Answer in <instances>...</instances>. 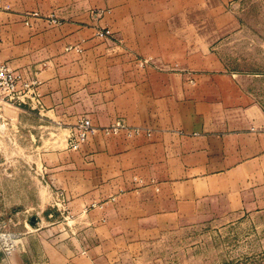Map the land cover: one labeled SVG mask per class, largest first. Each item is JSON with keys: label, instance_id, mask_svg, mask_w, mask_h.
I'll return each instance as SVG.
<instances>
[{"label": "crops", "instance_id": "obj_1", "mask_svg": "<svg viewBox=\"0 0 264 264\" xmlns=\"http://www.w3.org/2000/svg\"><path fill=\"white\" fill-rule=\"evenodd\" d=\"M4 1L10 11L0 13V62L38 81L42 108L28 113L67 126L86 117L99 129L81 155L73 153L80 165L74 174L88 182L82 202L93 194L115 208L130 197L131 214L151 220L150 228L262 210L260 77L222 73L210 58L209 69H198V35H118L121 45L96 35L103 20L92 16L95 9L123 16L128 9L162 8L164 0H67L55 5L67 7L57 28L41 21L25 26V4ZM197 5L172 0L165 7ZM139 57L156 65L140 67ZM116 123L143 132L102 131ZM103 210H92L98 221Z\"/></svg>", "mask_w": 264, "mask_h": 264}, {"label": "rangeland", "instance_id": "obj_2", "mask_svg": "<svg viewBox=\"0 0 264 264\" xmlns=\"http://www.w3.org/2000/svg\"><path fill=\"white\" fill-rule=\"evenodd\" d=\"M21 1L24 14L37 13L32 25L64 24L60 11L67 7L55 5L67 0ZM170 2L123 16L95 9L92 16L103 20L96 35L119 45L118 35H198V69H209L210 58L222 73L260 77L257 99L264 108V0H198L181 11L165 7ZM49 16L61 24L48 25ZM144 60L143 68L156 65L151 57L137 58L138 65ZM20 109L26 113L0 110V264H264V204L260 211L207 213L186 225L150 228L151 220L131 214L130 197L115 208L93 194L82 202L88 182L74 174L80 165L73 153L81 155L83 145L69 150L66 139L74 125ZM96 207L104 209L99 221Z\"/></svg>", "mask_w": 264, "mask_h": 264}, {"label": "built area", "instance_id": "obj_3", "mask_svg": "<svg viewBox=\"0 0 264 264\" xmlns=\"http://www.w3.org/2000/svg\"><path fill=\"white\" fill-rule=\"evenodd\" d=\"M10 7L0 0V13L8 12ZM37 13L24 14L22 16L23 23L27 27L32 26V18H36ZM48 25H60L61 22L54 19L53 16H49L46 19ZM107 35H98L100 38H104ZM148 61L144 60L140 63L143 67ZM38 81L33 79L26 71L16 70L10 68L8 65L0 62V110L3 106H9L16 109L21 107L28 108L29 110H41L42 104L40 101V95L37 91ZM125 129L128 135H139L143 132L140 128L126 129L122 124L116 123L109 128H104L106 134H116L119 130ZM99 131L94 127L89 119L82 118L77 123L68 129L66 135L67 148L72 151H77L82 145L88 142ZM146 135H149L146 132Z\"/></svg>", "mask_w": 264, "mask_h": 264}, {"label": "trees", "instance_id": "obj_4", "mask_svg": "<svg viewBox=\"0 0 264 264\" xmlns=\"http://www.w3.org/2000/svg\"><path fill=\"white\" fill-rule=\"evenodd\" d=\"M2 257V254L0 253V258Z\"/></svg>", "mask_w": 264, "mask_h": 264}]
</instances>
